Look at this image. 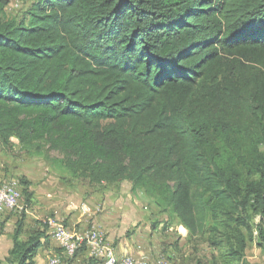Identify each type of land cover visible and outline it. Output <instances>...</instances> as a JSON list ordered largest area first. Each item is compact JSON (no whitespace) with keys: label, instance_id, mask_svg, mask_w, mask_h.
Returning a JSON list of instances; mask_svg holds the SVG:
<instances>
[{"label":"trees","instance_id":"1","mask_svg":"<svg viewBox=\"0 0 264 264\" xmlns=\"http://www.w3.org/2000/svg\"><path fill=\"white\" fill-rule=\"evenodd\" d=\"M6 4L3 149L60 152L91 187L131 182L219 250L214 264H248L254 241L264 253V0ZM24 226L0 264H35L48 225L26 240Z\"/></svg>","mask_w":264,"mask_h":264},{"label":"crops","instance_id":"2","mask_svg":"<svg viewBox=\"0 0 264 264\" xmlns=\"http://www.w3.org/2000/svg\"><path fill=\"white\" fill-rule=\"evenodd\" d=\"M25 172L23 176L31 183L30 190L33 192V199L38 195L36 198H41L42 203L40 208L45 207L44 203L48 199L43 196V190H40V192L36 191L35 185L39 181L41 174L36 172L35 169L25 170ZM6 175L9 174H0V181L7 178ZM120 185L119 187L116 185L117 188L112 193H107V190H105L102 198H96L97 196L92 194L89 202L93 200L97 204L98 214L93 211L90 204L84 203V201H82L81 205L74 204V202L70 205L63 204L65 208L62 206L60 214L69 226L73 228L84 230L91 225L97 226L105 233L108 242L115 247L116 254L119 257L124 255L133 256L144 260L146 264H164L161 263L162 261H165V264H173L168 261L171 257L173 258V255L167 249L172 248V246L168 247V244H173L174 247L178 245V242L172 240L173 225L168 224L164 227L162 223L158 224L159 220L152 223L146 210L140 209L141 207L137 200L132 198L133 196L135 197L134 193H139L140 190L133 191L131 183L132 195L130 196L133 200H130L128 195L127 198L125 197V192L122 191ZM47 195L50 196L51 194L48 193ZM35 206L31 202L23 205L22 211L18 209L5 210L0 213V261L6 260L14 246V235L18 221L21 218H24L25 224L21 235L23 240H26L35 228L44 229L42 226L44 218L42 219L43 222L40 223L41 216L38 215V210H36ZM23 214L25 215L23 216ZM130 227L134 228L132 232ZM160 232H163L164 235H161ZM46 233L48 238L43 239V244L35 256V264H51L50 259L57 256L60 257V264H102L98 258L91 257L90 250L82 249L76 256H72L73 258L67 256L49 226ZM164 244H166L165 248Z\"/></svg>","mask_w":264,"mask_h":264},{"label":"rangeland","instance_id":"3","mask_svg":"<svg viewBox=\"0 0 264 264\" xmlns=\"http://www.w3.org/2000/svg\"><path fill=\"white\" fill-rule=\"evenodd\" d=\"M6 1L7 4L5 6V11L7 15L10 17H22L30 7L32 0ZM13 141L15 145L10 150H5L0 146V174H9L6 175L7 178L4 180L14 179L19 183L21 177H23L26 173L25 170L28 171L29 169H35L36 172L41 174L39 181L35 184L36 191L40 192V190H43V196L46 197L48 201L44 203L45 207L43 208H40V206H42L41 198H36L38 195L35 196L34 199L32 196L31 202L33 203V206L36 205L35 207L36 210H38V215L41 216L40 223L43 222L42 219L44 218L43 224H47L50 230L51 226L48 223L49 219H56L65 224L67 227H71L60 214V212H62V206L65 208L63 204L70 205L74 202V204L81 205L82 201H84V203L90 204L93 211H96V214H98L99 211L96 208L97 204L93 200L89 202L92 194L96 195V198H102L105 190H107V193H112L115 191L114 189L119 187L109 184L106 186L91 187L86 180L67 173L64 166H61L60 160L63 155L60 152L43 151L42 153H37L31 151L28 153L20 149L19 141L16 138H13ZM130 184V182L125 181L120 185V188L125 192L124 195L126 198L129 196L128 198L130 200H137L141 207L140 209L146 210L152 223L159 220L158 224L162 223L164 227L168 224L173 225L174 230L172 240L178 242V245L177 247H174L173 244H168V247L172 246V248L167 249L173 255V258L171 257L169 260L167 258L168 261L173 264H214L212 262L213 254H219V250L210 247L206 242H204L202 237L192 238L177 218L171 219L168 213L162 212L161 209L156 206L154 202L155 200L146 195L143 190H140L139 193H134L135 197L133 196L132 199L130 196L132 195ZM19 188L21 191L24 190V188L21 187V184L19 185ZM48 193L51 195H47ZM21 197L22 201L20 209L18 210H21L23 205L28 202L27 195L24 192H22ZM259 220L260 218L258 217V221ZM94 226L95 225H93V227ZM90 227L84 230L78 228L75 229L76 231H85L90 229ZM133 230L134 228L130 227V231L132 232ZM160 234L164 235L163 232H160ZM163 246L165 248L166 244ZM245 258L248 264H264L263 250L255 241L249 244V247L246 250ZM161 263L165 264V261H162Z\"/></svg>","mask_w":264,"mask_h":264},{"label":"built area","instance_id":"4","mask_svg":"<svg viewBox=\"0 0 264 264\" xmlns=\"http://www.w3.org/2000/svg\"><path fill=\"white\" fill-rule=\"evenodd\" d=\"M21 199L22 197L14 193L13 189L5 190L4 186H0V213L5 211V205L15 206V210L20 209ZM51 230L57 231V240L60 244L72 246L73 257L77 248L89 247L92 258L102 257V260L104 258H112V264H114L115 247L108 242L106 235H98L93 229V225H91L90 231L86 234H78L75 228L57 226V223L51 225ZM54 258L50 259V263ZM123 263L145 264V261L124 255Z\"/></svg>","mask_w":264,"mask_h":264},{"label":"bare ground","instance_id":"5","mask_svg":"<svg viewBox=\"0 0 264 264\" xmlns=\"http://www.w3.org/2000/svg\"><path fill=\"white\" fill-rule=\"evenodd\" d=\"M19 185H20V183L17 180H14V179L0 181V186H4L5 187V190H12L13 189V192L14 193H16L19 196H22V192H21V190L19 188ZM5 210H15V206L5 205ZM48 223L50 224V226L52 224H56L57 223V226L67 227L65 224L59 222L56 219H49L48 220ZM93 229L96 231V233L98 235H105L104 232L102 230H100L99 228H97V227L94 226ZM89 231H90V229H88L85 232H78V231L77 232H78V234H86ZM52 233H53L54 237L57 239V231L52 230ZM61 248H62L63 252L67 256H69V257H72L73 256V251H72V246L71 245L61 244ZM82 248L87 249V250H90L89 247L77 248V251H75V255ZM123 257L124 256H120V257L117 256L116 251H115V254H114V264H126V263H123ZM94 258H98L99 260H101L102 264H112V258H104V260H102V257H94ZM138 260H140V259H138ZM60 262H61L60 257L57 256V257H55L53 259V261L51 262V264H60Z\"/></svg>","mask_w":264,"mask_h":264}]
</instances>
